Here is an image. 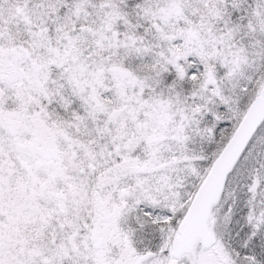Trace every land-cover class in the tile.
Here are the masks:
<instances>
[{
  "label": "snow or ice",
  "instance_id": "obj_1",
  "mask_svg": "<svg viewBox=\"0 0 264 264\" xmlns=\"http://www.w3.org/2000/svg\"><path fill=\"white\" fill-rule=\"evenodd\" d=\"M0 264H264V0H0Z\"/></svg>",
  "mask_w": 264,
  "mask_h": 264
}]
</instances>
